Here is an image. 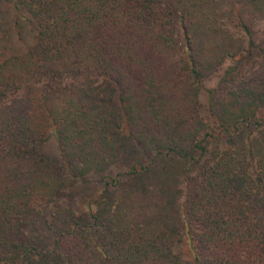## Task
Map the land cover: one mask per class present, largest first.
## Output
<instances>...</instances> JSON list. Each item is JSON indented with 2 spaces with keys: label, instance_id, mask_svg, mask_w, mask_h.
I'll list each match as a JSON object with an SVG mask.
<instances>
[{
  "label": "trees",
  "instance_id": "trees-1",
  "mask_svg": "<svg viewBox=\"0 0 264 264\" xmlns=\"http://www.w3.org/2000/svg\"><path fill=\"white\" fill-rule=\"evenodd\" d=\"M0 2V264H264V0Z\"/></svg>",
  "mask_w": 264,
  "mask_h": 264
},
{
  "label": "rangeland",
  "instance_id": "rangeland-1",
  "mask_svg": "<svg viewBox=\"0 0 264 264\" xmlns=\"http://www.w3.org/2000/svg\"><path fill=\"white\" fill-rule=\"evenodd\" d=\"M0 4H3L0 2ZM14 13L13 8L10 6L6 8L3 5V8L0 9V48L7 46L8 48L14 47L18 48L20 42L18 38H21V42L27 41L30 42L33 40V33L30 30L25 22L21 21L14 26ZM264 24L261 20H254L251 23V34L253 38V43L258 47L261 46L264 42L263 34ZM15 37V38H14ZM219 79V73H213L209 78H207L203 83V91L199 97V113L204 120L209 121V115L207 113V94L206 90L214 88ZM41 154L47 158L55 159L58 158L59 152L57 148V143L54 138H51L45 145L41 147ZM69 204V203H68ZM73 206H76L71 202ZM78 207V206H77ZM79 208V207H78ZM45 216L48 217L49 213L45 212ZM178 252L182 258L184 264H194L193 253L189 246L188 241L183 242L178 249Z\"/></svg>",
  "mask_w": 264,
  "mask_h": 264
}]
</instances>
